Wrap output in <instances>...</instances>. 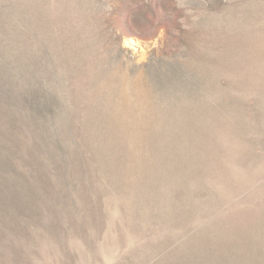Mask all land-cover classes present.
Instances as JSON below:
<instances>
[{
  "label": "rangeland",
  "instance_id": "374dc122",
  "mask_svg": "<svg viewBox=\"0 0 264 264\" xmlns=\"http://www.w3.org/2000/svg\"><path fill=\"white\" fill-rule=\"evenodd\" d=\"M0 264H264V0H0Z\"/></svg>",
  "mask_w": 264,
  "mask_h": 264
}]
</instances>
